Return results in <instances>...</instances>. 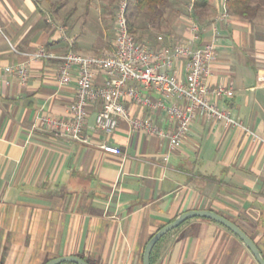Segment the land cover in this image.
I'll return each instance as SVG.
<instances>
[{"label": "crops", "instance_id": "obj_1", "mask_svg": "<svg viewBox=\"0 0 264 264\" xmlns=\"http://www.w3.org/2000/svg\"><path fill=\"white\" fill-rule=\"evenodd\" d=\"M92 1H113V7L121 0H0V261L45 264L78 256L90 264H143L146 244L159 229L184 212L202 209L238 225L264 257V84L258 80L264 72V1H251V19L229 11L220 19L223 0H193L201 26L195 45L216 46L207 81L234 92L211 100L240 125L198 116L178 147L136 130L125 118L105 135L96 125L99 103L88 107V143L56 136L44 123L45 117L69 116L77 71L62 85L60 61L32 60L28 53L41 47L55 55L111 52L113 26L106 15L112 10L98 12L99 34H84L73 20L79 7L90 11ZM180 10L170 22L164 14L161 26L149 24L136 35L152 46L158 34L166 45L191 39L189 8ZM113 30L115 36V23ZM16 64L28 66L27 83L3 71ZM173 70L185 79L184 61ZM106 79L95 71V85ZM141 91L162 99L155 89ZM123 102L131 117L147 116L160 128L174 129L163 111L129 97ZM168 102L185 107L180 97ZM103 143L121 153L104 151ZM151 264L259 263L231 230L193 218L162 237Z\"/></svg>", "mask_w": 264, "mask_h": 264}, {"label": "built area", "instance_id": "obj_2", "mask_svg": "<svg viewBox=\"0 0 264 264\" xmlns=\"http://www.w3.org/2000/svg\"><path fill=\"white\" fill-rule=\"evenodd\" d=\"M194 4L189 6V30L192 38L184 41L164 44V36L159 35L157 44L152 46L145 38L132 34L128 24V4L120 3L115 21L114 49L100 55H81L67 51L58 55L44 47L28 53L32 60L60 61L58 81L68 84L72 81L73 71H77V91L73 103L69 107V116L64 118L45 117L47 124L56 136L88 143L84 134L88 107L99 103L100 110L96 115V125L105 135H112L120 119H127L138 131L158 137H166L173 147H178L181 138L189 129L190 124L198 116L217 121H226L231 125H240L227 110L221 109L211 100V96L232 97L233 87L218 85L212 87L207 77L216 60L214 42L196 46L201 32L199 22L192 17ZM228 16L227 0H223L221 18ZM14 52L19 53L16 48ZM184 61L186 76L181 79L174 64ZM5 73L16 75L21 84L28 81L29 68L25 64H16L3 69ZM95 71L104 72L107 79L103 85L94 83ZM258 80L264 84V72L258 74ZM155 89L162 99L152 100L142 93L141 89ZM129 97L142 103L152 111H163L174 123L169 131L158 127L147 116L131 117L125 107L124 98ZM169 97H180L185 107L169 103ZM101 148L110 153L120 154L119 147L103 143Z\"/></svg>", "mask_w": 264, "mask_h": 264}, {"label": "water", "instance_id": "obj_3", "mask_svg": "<svg viewBox=\"0 0 264 264\" xmlns=\"http://www.w3.org/2000/svg\"><path fill=\"white\" fill-rule=\"evenodd\" d=\"M193 218H205L212 221H215L236 234L246 245V247L251 251L256 261L259 264H264V257L262 256L259 248L254 243V241L234 222L230 221L228 218L212 211V210H190L180 214L173 221L163 226L159 229L148 241L144 249L143 254V264H151V254L156 246V244L165 236L168 232L176 229L184 222L193 219ZM63 263H73V264H90L86 260L78 256H62L55 259H52L45 264H63ZM1 264V263H0Z\"/></svg>", "mask_w": 264, "mask_h": 264}, {"label": "rangeland", "instance_id": "obj_4", "mask_svg": "<svg viewBox=\"0 0 264 264\" xmlns=\"http://www.w3.org/2000/svg\"><path fill=\"white\" fill-rule=\"evenodd\" d=\"M122 1H126L128 4V19H129L130 23H132L136 29H141V28L147 27L146 26V24L148 22L147 17H145L144 15L138 16L136 14V8L134 5L135 0L117 1L118 5L113 6V7H112L113 1H92L93 5L90 7L91 8L90 11L85 10L83 7H79V11L76 14L75 18L73 17V20L75 22L79 23V28L84 34L88 33L89 31H92V30L94 32L96 31L95 32V34H96L98 31H101V29H100L101 23L98 22V18H99L98 12H100V10H102V8H108L109 12L111 10L112 11L106 15L107 21L111 20L110 24H112V26H113L112 27V33H113V37L115 40L113 28H114V23H115L116 18H117L118 11L120 9V3ZM256 1H264V0H256ZM177 2H180V3L176 6H174L173 4L169 5L166 9V12H165L166 13V19L169 20V22L172 20V17L174 16L173 11H180L181 12L180 7L182 10H183V8H186V10H184V11H186L185 13H188L187 12L188 8L193 3V0H181V1H177ZM114 7H115V9H114ZM111 14L113 15L112 18H111ZM104 18H106V17H104ZM88 19H90V21ZM75 22H73V23L75 24ZM166 26L163 27L164 30L161 31L162 33H164V31L167 30L168 26L167 27ZM97 34H99V33H97ZM158 35H162V34H158ZM71 51L75 52L74 50H71ZM75 53H77V52H75ZM78 54H80V53H78ZM81 55H97V54H81ZM63 264H65V263H63Z\"/></svg>", "mask_w": 264, "mask_h": 264}, {"label": "trees", "instance_id": "obj_5", "mask_svg": "<svg viewBox=\"0 0 264 264\" xmlns=\"http://www.w3.org/2000/svg\"><path fill=\"white\" fill-rule=\"evenodd\" d=\"M251 1L254 0H227L228 11L242 18L251 19L255 14ZM134 5L138 16L144 15L147 17V27L149 24L161 26L164 21V14H166V9L169 6V0H135ZM192 17L196 19L194 11L192 12ZM128 24L130 32L136 35L137 29L130 23L129 19ZM156 38H158V36H156ZM0 263L4 264L2 261H0Z\"/></svg>", "mask_w": 264, "mask_h": 264}]
</instances>
